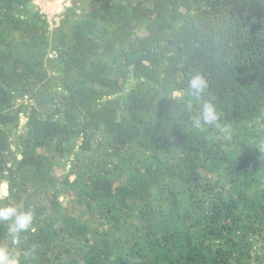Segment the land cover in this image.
Listing matches in <instances>:
<instances>
[{
	"label": "trees",
	"instance_id": "obj_1",
	"mask_svg": "<svg viewBox=\"0 0 264 264\" xmlns=\"http://www.w3.org/2000/svg\"><path fill=\"white\" fill-rule=\"evenodd\" d=\"M5 190L17 264H264V0H0Z\"/></svg>",
	"mask_w": 264,
	"mask_h": 264
},
{
	"label": "clouds",
	"instance_id": "obj_2",
	"mask_svg": "<svg viewBox=\"0 0 264 264\" xmlns=\"http://www.w3.org/2000/svg\"><path fill=\"white\" fill-rule=\"evenodd\" d=\"M207 87L206 81L199 74L191 76L188 81L190 94L196 99H200L202 93ZM220 117L215 106L210 102H204L201 106L200 114L194 118L193 126L201 128L203 125H211L216 127L223 136H230L231 130L227 125L219 123ZM3 187H7L6 185ZM8 196L5 190L0 193V199ZM8 222V238L12 246L18 245L21 234L27 231H35L33 225V214L31 211H18L13 206L0 207V224ZM0 264H17L12 249L8 244H0Z\"/></svg>",
	"mask_w": 264,
	"mask_h": 264
},
{
	"label": "built area",
	"instance_id": "obj_3",
	"mask_svg": "<svg viewBox=\"0 0 264 264\" xmlns=\"http://www.w3.org/2000/svg\"><path fill=\"white\" fill-rule=\"evenodd\" d=\"M33 3L38 7L40 13L50 19L69 8L73 4V0H33Z\"/></svg>",
	"mask_w": 264,
	"mask_h": 264
}]
</instances>
